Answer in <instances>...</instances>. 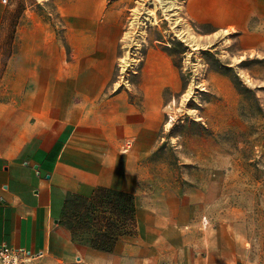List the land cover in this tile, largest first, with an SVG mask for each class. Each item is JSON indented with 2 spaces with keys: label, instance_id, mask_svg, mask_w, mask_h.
Here are the masks:
<instances>
[{
  "label": "rangeland",
  "instance_id": "1",
  "mask_svg": "<svg viewBox=\"0 0 264 264\" xmlns=\"http://www.w3.org/2000/svg\"><path fill=\"white\" fill-rule=\"evenodd\" d=\"M66 1L0 0L3 49L20 32V19L34 14L68 54L59 12ZM106 1L121 27L118 39L116 28L112 41L97 43L109 77L95 101H132L136 108L156 101L143 96L147 55L159 51L170 60L153 145L137 149L128 128L117 137V189L136 203V232L119 240L136 239L153 223L169 237L178 232L175 241L151 248L156 264H264V13L222 31L191 20L188 0Z\"/></svg>",
  "mask_w": 264,
  "mask_h": 264
},
{
  "label": "crops",
  "instance_id": "2",
  "mask_svg": "<svg viewBox=\"0 0 264 264\" xmlns=\"http://www.w3.org/2000/svg\"><path fill=\"white\" fill-rule=\"evenodd\" d=\"M256 11L264 13V0L186 4L191 20L222 31L242 29ZM5 12L0 3V28ZM59 12L68 54L34 14L20 19L22 28L6 50L7 35L0 34V245L36 254L29 264H156L151 248L175 241L177 231L169 237L163 226L150 223L143 235L121 239L105 252L74 240L61 222V209L70 194L88 196L98 186L117 189L120 132L128 128L137 149L153 145L162 93L170 85L169 57L159 51L147 55L151 77L145 69L143 96L156 101H141L140 110L132 101H95L109 77L97 43L112 41L116 28L118 39L119 17L111 16L106 0L66 1ZM259 44L264 49V38Z\"/></svg>",
  "mask_w": 264,
  "mask_h": 264
},
{
  "label": "trees",
  "instance_id": "3",
  "mask_svg": "<svg viewBox=\"0 0 264 264\" xmlns=\"http://www.w3.org/2000/svg\"><path fill=\"white\" fill-rule=\"evenodd\" d=\"M61 222L74 240L85 238L90 247L112 251L116 242L136 232V203L126 191L98 186L88 196L70 194L64 199Z\"/></svg>",
  "mask_w": 264,
  "mask_h": 264
},
{
  "label": "built area",
  "instance_id": "4",
  "mask_svg": "<svg viewBox=\"0 0 264 264\" xmlns=\"http://www.w3.org/2000/svg\"><path fill=\"white\" fill-rule=\"evenodd\" d=\"M35 257L29 250L0 245V264H29Z\"/></svg>",
  "mask_w": 264,
  "mask_h": 264
},
{
  "label": "bare ground",
  "instance_id": "5",
  "mask_svg": "<svg viewBox=\"0 0 264 264\" xmlns=\"http://www.w3.org/2000/svg\"><path fill=\"white\" fill-rule=\"evenodd\" d=\"M172 5H174V2H173V1H171V4L167 6L166 10H167V9H171ZM174 15H175V14H174ZM121 60H122V59H121Z\"/></svg>",
  "mask_w": 264,
  "mask_h": 264
}]
</instances>
